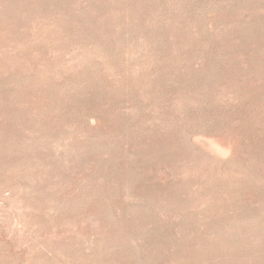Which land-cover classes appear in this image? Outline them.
<instances>
[{
    "label": "rangeland",
    "instance_id": "rangeland-1",
    "mask_svg": "<svg viewBox=\"0 0 264 264\" xmlns=\"http://www.w3.org/2000/svg\"><path fill=\"white\" fill-rule=\"evenodd\" d=\"M0 264H264V0H0Z\"/></svg>",
    "mask_w": 264,
    "mask_h": 264
}]
</instances>
